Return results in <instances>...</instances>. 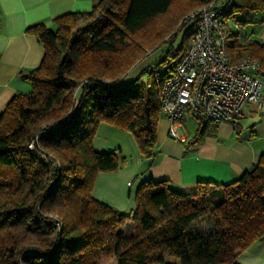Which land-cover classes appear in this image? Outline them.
<instances>
[{
    "label": "trees",
    "instance_id": "obj_1",
    "mask_svg": "<svg viewBox=\"0 0 264 264\" xmlns=\"http://www.w3.org/2000/svg\"><path fill=\"white\" fill-rule=\"evenodd\" d=\"M208 1L97 0L90 10L56 16L55 29L28 26L44 52L38 66L20 71L31 90L16 92L0 113V264H170L168 256L177 264H237L264 240V154L237 179L200 181L190 194L149 178L129 211L92 196L98 173L122 164L115 152L93 148L100 123L129 131L144 157L155 154L162 85L187 47L185 35L175 53L137 65ZM257 11L264 0H234L230 15ZM227 49L257 60L264 76V42L231 40ZM208 133V123L198 126L187 145ZM31 141L44 160L28 149ZM206 214L213 229H192Z\"/></svg>",
    "mask_w": 264,
    "mask_h": 264
},
{
    "label": "crops",
    "instance_id": "obj_2",
    "mask_svg": "<svg viewBox=\"0 0 264 264\" xmlns=\"http://www.w3.org/2000/svg\"><path fill=\"white\" fill-rule=\"evenodd\" d=\"M97 0H0V113L16 92L31 90L20 71L39 65L42 43L27 31L42 22L55 29L54 18L73 11L90 10ZM256 40L264 42V11ZM252 37H245L248 39ZM264 81V78L261 77ZM192 120L186 118L185 124ZM169 121L161 115L157 121L155 154L144 157L133 135L109 123L98 125L92 146L97 151H113L121 161L114 171L98 173L92 196L121 211L135 206V191L151 178L167 180L170 186L190 194L197 182L226 184L237 179L253 160L264 154V85L259 101L244 103L238 114L208 123V133L197 144L187 145L168 134ZM181 131V129H180ZM186 131V129H185ZM237 264H264V240L252 244L235 259Z\"/></svg>",
    "mask_w": 264,
    "mask_h": 264
},
{
    "label": "built area",
    "instance_id": "obj_3",
    "mask_svg": "<svg viewBox=\"0 0 264 264\" xmlns=\"http://www.w3.org/2000/svg\"><path fill=\"white\" fill-rule=\"evenodd\" d=\"M233 3L209 0L189 11L178 25L179 30L185 28L187 47L162 85L160 108L169 121V136L181 142L186 140L183 121L187 117L197 126L228 120L244 103L260 99L264 81L257 74L258 61L248 56L233 58L227 49L231 40L238 45L245 41L237 35L239 23L230 15ZM28 149L45 159L33 141ZM53 223L61 228L58 219Z\"/></svg>",
    "mask_w": 264,
    "mask_h": 264
},
{
    "label": "rangeland",
    "instance_id": "obj_4",
    "mask_svg": "<svg viewBox=\"0 0 264 264\" xmlns=\"http://www.w3.org/2000/svg\"><path fill=\"white\" fill-rule=\"evenodd\" d=\"M186 15V14H185ZM184 15V16H185ZM236 19L238 21L243 22V25L240 27L239 33L242 36V38L245 37H252L253 39L256 38L255 33L261 26V11L257 12H250L245 14H239L236 15ZM182 20V19H181ZM181 20L177 25L174 26L173 33H171L169 36H165L162 41H160L153 49L148 51L145 58H143L139 64L138 67L146 66L147 64L151 63L154 60H161L167 57L168 52L172 50H176L180 44L183 41V36L185 32V28L180 29L178 28V25L180 24ZM174 36V37H173ZM173 39L169 41L171 38ZM163 69V68H162ZM264 78V76H260ZM197 125L193 120H189L185 124L186 134L187 136L191 137L194 135ZM131 229V224H126L121 229L122 233H127ZM192 229L198 230L201 232H207L213 229V221L209 214L204 215L203 217L199 218L198 220L194 221L192 224ZM170 264H177L176 260L171 257H166V261ZM102 264H115V261L113 259L103 260Z\"/></svg>",
    "mask_w": 264,
    "mask_h": 264
}]
</instances>
